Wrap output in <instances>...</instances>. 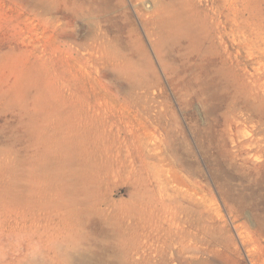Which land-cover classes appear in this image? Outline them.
Returning a JSON list of instances; mask_svg holds the SVG:
<instances>
[{
    "label": "rangeland",
    "instance_id": "1",
    "mask_svg": "<svg viewBox=\"0 0 264 264\" xmlns=\"http://www.w3.org/2000/svg\"><path fill=\"white\" fill-rule=\"evenodd\" d=\"M156 1L0 0V264H264V0Z\"/></svg>",
    "mask_w": 264,
    "mask_h": 264
},
{
    "label": "bare ground",
    "instance_id": "2",
    "mask_svg": "<svg viewBox=\"0 0 264 264\" xmlns=\"http://www.w3.org/2000/svg\"><path fill=\"white\" fill-rule=\"evenodd\" d=\"M156 1V0H155ZM164 1V0H163ZM163 1H161V3H163ZM172 1V0H171ZM157 2V1H156ZM167 2L168 1H166V6H167ZM175 2H176V0H175ZM160 3V4H161ZM171 3H174V2H171ZM177 3V2H176ZM169 4H170V1H169ZM171 5V4H170ZM173 5V4H172ZM176 4L174 3V6H175ZM155 7H157V8H159V10H160V12L162 13V15L165 13L166 15L168 14V10H170V11H176L175 9L176 8H178L177 6H175L174 8L175 9H173L172 10V8H170L171 6H168L167 8H168V10L166 9V7L165 6H160L159 4H157V3H155V5H154ZM154 7V8H155ZM170 8V9H169ZM179 9V8H178ZM157 10V9H156ZM168 11V12H167ZM179 11L181 12V9H179ZM183 11H184V9H183ZM186 11V10H185ZM159 12V13H160ZM167 12V13H166ZM152 13H155L154 11L152 12ZM172 13V12H171ZM158 14V13H157ZM173 14V13H172ZM175 14V13H174ZM173 14V15H174ZM180 15H181V13H179ZM178 14V17L180 16ZM182 14H183V12H182ZM186 14V16H188L187 15V12L185 13ZM156 15V14H155ZM173 15H171V16H173ZM159 16V17H158ZM157 17L158 18H160L161 17V14H159ZM170 16V17H171ZM185 16V15H184ZM183 16V17H184ZM167 17V16H166ZM169 16H168V18H170ZM175 18H177V16H174ZM181 17H182V15H181ZM180 17V19H182ZM164 17H162V19H163ZM166 19V18H165ZM170 19H173V17L172 18H170ZM189 19V18H188ZM158 20V19H157ZM179 20V19H178ZM184 20H186L187 21V19H184ZM183 20V21H184ZM163 21V20H162ZM167 21V20H166ZM168 21H169V19H168ZM159 22H161V20L159 21ZM171 22V21H170ZM164 24H165V22H164ZM167 24H169V22H167ZM166 24V26H164L163 25V23H161V25L163 26V27H165L166 29H167V27H168V25ZM182 21H177V19H176V21L174 20V22H172V26L171 27H173V28H175V29H181L182 28ZM186 24H188V23H186ZM169 27H170V25H169ZM169 27H168V29H169ZM164 28V29H165ZM163 29V28H162ZM253 111H254V109H253ZM255 127V126H254ZM259 137V136H258ZM262 138V137H261ZM259 148V147H258ZM114 171V170H113ZM80 175V174H79ZM15 188V187H14ZM13 188V189H14ZM16 190V189H15ZM144 190V189H143ZM7 191V190H6ZM5 191V192H6ZM138 191V190H137ZM15 193V192H14ZM13 193V194H14ZM264 193V192H263ZM9 195V194H8ZM130 195H131V200H130V207H129V216H131V218H133L135 215H136V213H141V212H144V209L143 208H141V205H143V204H141V202H143V200H142V198L141 197H138L137 196V193L136 192H132V190H131V192H130ZM144 195V194H143ZM11 197V196H10ZM74 199H75V197L74 196H72L71 195V193L70 192H68V194H67V197H66V203H65V215H64V222H65V225H66V229H67V232H68V234H69V236L70 237H72V241H74L75 243L77 242V241H83V240H85V234L83 235V234H81V232H83L82 230L83 229H81V227H82V225H83V223H84V218L82 217V216H80V214H79V210L73 205V203H74ZM107 206H110L111 205V202L108 200H106L105 202H104ZM148 210H146V212H147ZM104 211H103V209H99L98 210V215L101 217V216H104ZM95 214V213H94ZM202 214V213H201ZM142 216V215H141ZM199 217V216H198ZM258 224H259V227H258V234L261 236V237H263L264 238V217L263 218H260L259 220H258ZM198 232H200V233H203V236H204V224H200L199 223V225H196V227H195V233H198ZM84 233V232H83ZM254 236V235H253ZM203 239H204V237H202ZM255 238V237H254ZM76 239H77V241H76ZM259 240V239H258ZM258 244V243H257ZM73 246H75V245H73ZM111 246H113V244L111 245ZM261 247V246H260ZM104 248V247H103ZM196 249V248H195ZM106 250V249H105ZM200 251H202V250H200ZM196 252H197V254L198 253H200L199 254V256H202L203 257V253H201V252H199V251H197L196 250ZM115 256H116V254H115ZM118 258V257H117ZM193 258V257H192ZM103 263H104V261H103ZM200 263V262H199ZM50 264H65V259L63 260L62 258L61 259H57V258H55V257H53L52 259H51V262H50ZM197 264V263H196Z\"/></svg>",
    "mask_w": 264,
    "mask_h": 264
}]
</instances>
